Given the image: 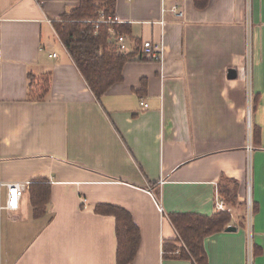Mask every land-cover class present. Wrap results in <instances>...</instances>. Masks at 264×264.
<instances>
[{
  "label": "crops",
  "instance_id": "1",
  "mask_svg": "<svg viewBox=\"0 0 264 264\" xmlns=\"http://www.w3.org/2000/svg\"><path fill=\"white\" fill-rule=\"evenodd\" d=\"M79 1L0 0V180L50 188L40 217L28 188L15 211L0 210V264H116L115 219L97 203L137 225L129 264H197L165 252L178 243L169 215L219 210L236 230L204 238L206 264H248L249 246L264 264V0H179V17L172 0H115L130 26L118 44L138 51L100 98L52 25ZM30 73L49 77L43 99L29 96Z\"/></svg>",
  "mask_w": 264,
  "mask_h": 264
},
{
  "label": "trees",
  "instance_id": "2",
  "mask_svg": "<svg viewBox=\"0 0 264 264\" xmlns=\"http://www.w3.org/2000/svg\"><path fill=\"white\" fill-rule=\"evenodd\" d=\"M207 0H194V4L202 8ZM115 17V0H80L78 5L64 12L59 20L52 22L54 31L63 43L73 63L79 70L87 86L96 98H100L116 82L122 80L123 65L137 56L138 48L132 52H123L118 44L117 36L130 33L128 23L116 22L109 31L108 23H100L96 28L94 21L99 13ZM139 59H144L138 56ZM150 59H154L149 56ZM49 90L47 75L28 74V94L36 99H43ZM28 192L34 217L45 213L49 200L50 188L41 179H33L29 183ZM234 191L223 192L225 199L232 200ZM93 210L99 214H109L115 219V235L117 239L116 264H129L139 244V229L130 213L124 208L111 203H97ZM169 218L177 231V241L165 252L175 257L193 258L197 264H206L203 240L206 236L224 230L230 224L231 215L219 210L211 215L196 213H171ZM178 249V253L174 250Z\"/></svg>",
  "mask_w": 264,
  "mask_h": 264
},
{
  "label": "built area",
  "instance_id": "3",
  "mask_svg": "<svg viewBox=\"0 0 264 264\" xmlns=\"http://www.w3.org/2000/svg\"><path fill=\"white\" fill-rule=\"evenodd\" d=\"M169 10L174 15H176L178 17L183 15L182 9L179 8V0H172V3L169 7ZM102 22L108 23L109 31L111 33H114V29L111 25L113 23H116L119 21L116 19V17H112L110 15L105 16L104 13L101 11L99 13L98 18L94 21V27L97 28L99 26V24ZM122 40H123V35H118L117 41L120 43ZM142 51L154 59L155 58L158 60L160 59L161 48L159 47L158 44L144 45ZM53 55H55V54L53 53ZM249 79H250V67L248 66V68H247V80L249 81ZM248 92H250V88H249ZM140 104H142L143 106H147V103L144 100H140ZM247 150L250 151V145L249 144L247 145ZM30 182H31V180H29V181H1L0 180V194H1V191L3 188L6 190V197H5L4 202L0 203V210L6 209V210H10V211H15L18 208L19 199H20L23 191H25L28 188ZM246 202H247V205L250 206V209H251L252 208V201H251L249 196H248ZM155 204H156L157 209L160 212H162L163 208H162L161 204L158 201H156ZM217 207L224 209V205L221 202L217 203ZM249 221H248V223H250ZM178 244L179 245L182 244V241L179 240ZM174 253H178V249H175ZM248 254L251 257L250 246H249ZM250 257L248 259V264H251Z\"/></svg>",
  "mask_w": 264,
  "mask_h": 264
},
{
  "label": "rangeland",
  "instance_id": "4",
  "mask_svg": "<svg viewBox=\"0 0 264 264\" xmlns=\"http://www.w3.org/2000/svg\"><path fill=\"white\" fill-rule=\"evenodd\" d=\"M54 44L56 45V46H55V47H56L55 49H58V50L61 49V46H60V44H59L58 41H56ZM251 213H252V208L250 209V206H248V205H247V202L244 201V212H243V217H244V220L247 221V223H248V221L250 220Z\"/></svg>",
  "mask_w": 264,
  "mask_h": 264
},
{
  "label": "water",
  "instance_id": "5",
  "mask_svg": "<svg viewBox=\"0 0 264 264\" xmlns=\"http://www.w3.org/2000/svg\"><path fill=\"white\" fill-rule=\"evenodd\" d=\"M235 75H236V71H235V69L230 68L229 71H228V76H229L230 78H233V77H235ZM224 230H225V231H234V230H236V227H235L234 225H232V224H229V225H227V226L224 228Z\"/></svg>",
  "mask_w": 264,
  "mask_h": 264
}]
</instances>
